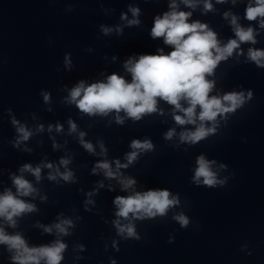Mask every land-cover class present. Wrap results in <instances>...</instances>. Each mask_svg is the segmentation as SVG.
<instances>
[{
    "label": "water",
    "instance_id": "obj_1",
    "mask_svg": "<svg viewBox=\"0 0 264 264\" xmlns=\"http://www.w3.org/2000/svg\"><path fill=\"white\" fill-rule=\"evenodd\" d=\"M173 3L176 11L191 13L188 23L207 25L221 47L237 39L233 17L253 28L256 41L240 43L206 75L213 83L209 96L237 92L245 102L215 122L205 121L215 131L194 144L182 141L181 133L201 122L177 124L174 116L184 113L160 98L157 111L138 120L123 110L89 115L70 98L81 81L87 87L116 74L130 83V58L169 54L173 47L151 30ZM249 3L255 0H191L192 6L183 0H0V195L17 194V176L34 189L18 196L34 210L14 217L15 226L0 217V228L20 234L30 248L62 242L60 264H264V67L248 56L250 48L264 51V28L259 17L246 19ZM130 8L139 9L138 16ZM134 19L139 23L130 25ZM19 127L30 132L28 139ZM134 140L153 147L134 150ZM132 151L137 157L129 163ZM199 156L214 161L211 169L223 184L194 180ZM105 161L113 177L97 168ZM116 161L127 167L117 168ZM25 165L41 169L39 180L22 171ZM65 172L72 174L68 181ZM127 179L135 184L125 189ZM149 190H167L178 203L163 216L116 215V197ZM179 214L188 218L186 227L174 218ZM63 220L71 221L67 234L54 227ZM116 221L133 225L136 236L119 233ZM13 254L0 244V264H14Z\"/></svg>",
    "mask_w": 264,
    "mask_h": 264
},
{
    "label": "clouds",
    "instance_id": "obj_2",
    "mask_svg": "<svg viewBox=\"0 0 264 264\" xmlns=\"http://www.w3.org/2000/svg\"><path fill=\"white\" fill-rule=\"evenodd\" d=\"M183 2L192 6L191 0H183ZM218 2H223V0H218ZM171 7L172 11L165 13L163 17H156L151 30L153 38L163 37L164 43L173 47L169 54L164 55L161 51L158 55H141L138 59L130 58L125 63V68L132 76L130 83L116 74L107 77L106 82L94 83L87 87L81 81L71 90L70 98L82 112L89 115H106L113 110L117 113L123 110L127 116L137 120L145 113L157 111V98H160L184 113L183 116H174L177 124H195L196 119L201 122L195 131L181 133L182 141L194 144L215 131L214 127H205V121L215 122L218 115L234 112L245 102L243 93L230 92L223 97L209 96L213 83L206 79V75H211L217 64L231 56L240 43H255L256 41L253 28L245 29L239 26L237 18L233 17L231 23L237 39L229 40L221 47L216 34L208 30L207 25L199 22L188 23L191 13L176 11L175 3ZM205 9L210 10L211 4L205 3ZM129 10L134 17L138 16L139 9L130 8ZM245 17L249 21L261 18L260 27L264 28V0H255L254 5L249 3ZM122 19H126V16H122ZM138 23L139 21L135 19L129 21L130 25ZM103 31L107 34L111 29L103 28ZM248 56L257 65L264 67V51L250 48ZM251 96L252 93L249 92L248 98L251 99ZM47 99L48 96L45 95V100ZM181 101H185L188 107H182ZM197 107L200 109L198 116ZM117 122H123L119 116ZM70 124L74 131L75 124L71 122ZM18 131L22 139L26 140L30 136V132L24 127H19ZM173 134V131H169L166 138L170 139ZM83 135L84 133H81V137ZM84 147L89 151L93 150L90 143H85ZM131 147L134 150H150L153 146L150 141L134 140ZM136 157L137 151H132L127 155V160L131 163ZM68 163V160H61L63 165ZM212 163L214 161H208L204 156L197 158L198 167L194 176L197 183L203 178V184L209 187H214L218 183L223 184V181L217 180L216 173L212 171ZM46 166L53 167L51 164ZM116 166L117 168L127 167V165H121L119 161H116ZM97 168L104 170L108 177L115 175L106 161L98 163ZM22 171H31L37 180L40 178L41 169L39 167L33 169L30 165H25ZM71 177V172L62 174L65 181L70 180ZM55 178V176H49V179ZM13 183L16 187V195L11 190H6L0 195V217L15 226L14 217L34 210L32 204L26 203L18 196H28L34 192V189L23 176L13 177ZM122 184L127 189L133 186L135 181L127 179L122 181ZM170 195L167 190H149L143 193L136 192L127 197L118 196L114 201L119 209L116 215L122 218H128L130 213L136 218L163 216L170 207L178 203L177 198L170 199ZM174 218L182 227H186L189 223L188 218L183 214L176 215ZM115 223L119 233L126 232L128 237L136 236L133 225L120 226L119 221ZM65 225H71V221L63 220L54 227L58 232L67 234ZM45 231L51 232L52 228L47 227ZM0 244H6L9 251H14L12 256L14 264H41V261H44V264H60L63 258L61 254L66 247L62 242L56 241L52 245L30 248L20 234L8 235L2 228H0Z\"/></svg>",
    "mask_w": 264,
    "mask_h": 264
}]
</instances>
